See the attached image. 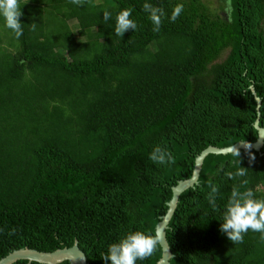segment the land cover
I'll return each mask as SVG.
<instances>
[{
    "label": "trees",
    "instance_id": "trees-1",
    "mask_svg": "<svg viewBox=\"0 0 264 264\" xmlns=\"http://www.w3.org/2000/svg\"><path fill=\"white\" fill-rule=\"evenodd\" d=\"M145 2L167 14L159 32ZM214 2L19 0V39L0 16V258L74 242L84 264H106L101 255L128 233L154 235L171 187L190 177L201 150L255 140L253 123L264 126V0ZM177 3L184 11L173 23ZM127 7L138 28L117 37ZM156 145L174 161L149 160ZM249 151L251 164L244 149L240 164L231 152L202 158L163 230L168 264H264L262 233L233 244L219 231L234 185L264 199V137ZM239 167L244 177L224 175ZM159 256L157 245L136 264Z\"/></svg>",
    "mask_w": 264,
    "mask_h": 264
},
{
    "label": "clouds",
    "instance_id": "clouds-1",
    "mask_svg": "<svg viewBox=\"0 0 264 264\" xmlns=\"http://www.w3.org/2000/svg\"><path fill=\"white\" fill-rule=\"evenodd\" d=\"M71 3L82 6L85 0H70ZM21 4L19 0H0V16L5 21V26L15 33L16 39L23 35V26L20 23L22 17ZM143 10L148 13V18L153 25V31L159 32L162 23L166 17V12L163 7L154 6L149 2L143 4ZM134 9L127 7L121 10L116 16V24L114 33L117 37H122L126 31H135L138 24L135 19L131 18ZM184 11L183 3H177L171 10L170 16H167L170 22H175ZM112 18V13L108 10L103 12V20L107 23ZM37 24L29 25L30 31L35 32ZM245 153L248 155L249 164L255 157L249 151L250 145L247 142L241 143ZM232 155L238 158L241 155L240 149L233 147ZM149 160L159 165L170 164L174 161V157L167 148L156 145L149 153ZM248 169L239 167L235 172L227 171L224 175L231 180H236L239 177H244ZM242 183H247L243 181ZM219 193V187L215 184L211 185V191L207 195L208 203L216 208V198ZM249 230L262 233L261 239H264V199L254 198L252 189H247L243 192L239 187L233 186L230 197L225 206L223 213V222L220 225L219 231L227 236L233 244L242 243L243 235ZM15 229L9 234H14ZM159 243V236L141 231L128 233L117 243H112L108 246L107 254H102L101 259L108 264H136L137 260H144L151 256Z\"/></svg>",
    "mask_w": 264,
    "mask_h": 264
},
{
    "label": "water",
    "instance_id": "water-1",
    "mask_svg": "<svg viewBox=\"0 0 264 264\" xmlns=\"http://www.w3.org/2000/svg\"><path fill=\"white\" fill-rule=\"evenodd\" d=\"M254 101L257 107L258 100L254 98ZM253 127L256 131V138L252 143H247L250 145V149L257 150L261 145L262 138L264 137V126L259 128L255 125L254 122ZM241 143L242 142H235L234 144L223 148H215L212 146L205 147L194 158L190 177L188 179L178 181L173 187H171V196L168 202L166 203V211L164 215L161 216L159 222L156 223V225L154 226V236H159V243L157 245L160 249V256L154 264H168V259L171 257V254L169 253L168 248L166 246L163 230L165 229L166 223L175 206L177 195L181 191L195 183L197 172L200 167L202 158L207 154L224 155L230 153V150L233 147L243 149ZM17 260L35 262L39 264H57L63 261L67 262V264H84L85 262L83 254L77 249L74 242L71 244L70 247L54 249L51 252H38L33 249L26 248L17 249L9 252L4 257L0 258V264H11Z\"/></svg>",
    "mask_w": 264,
    "mask_h": 264
},
{
    "label": "rangeland",
    "instance_id": "rangeland-1",
    "mask_svg": "<svg viewBox=\"0 0 264 264\" xmlns=\"http://www.w3.org/2000/svg\"><path fill=\"white\" fill-rule=\"evenodd\" d=\"M210 2H211V7L212 8H215V2H214V0H210ZM68 25L71 27L73 25V21L68 22ZM0 28H1V26H0ZM72 31H74V28L72 29ZM76 38H77L78 41H83L84 40L82 37H76ZM223 55L224 54H221V58L223 57Z\"/></svg>",
    "mask_w": 264,
    "mask_h": 264
}]
</instances>
